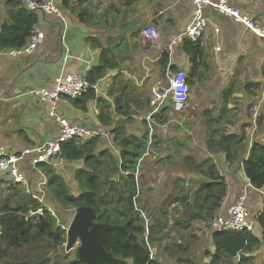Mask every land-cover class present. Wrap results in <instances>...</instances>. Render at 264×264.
<instances>
[{
	"label": "crops",
	"instance_id": "1",
	"mask_svg": "<svg viewBox=\"0 0 264 264\" xmlns=\"http://www.w3.org/2000/svg\"><path fill=\"white\" fill-rule=\"evenodd\" d=\"M6 1H0V33L2 24L9 21V12L15 15L17 11ZM56 3L63 17L32 11L36 25L45 33L34 52L14 58L0 57V146L9 154H19L53 139L58 132V123L49 115L48 104L26 93L27 90L49 87L58 75L87 74L96 66L99 50H104L114 69L108 70L95 84L99 101L93 99L84 103L82 96L61 99L57 103V113L87 128L105 129L108 137H100L101 148H113L110 128L122 117L113 112V100L120 94L110 91L111 84L119 77L128 81L132 89L127 91L135 98L132 103L135 111L130 123L125 122V128L137 137L148 132L147 151L139 158L135 172L140 191L137 206L149 210V205L153 212L165 206V215L170 207L179 206L181 211L173 225L176 232L186 231L191 226H208L211 232L201 230V236L197 237L206 243V248L204 245L201 250L206 256L210 252L209 246L214 247L212 234L215 231L211 229V220L224 214L239 196H245L248 216L254 224L252 233L259 238V243L245 253L250 256L246 264H264V232L258 222L264 204V185L255 187L244 171L245 159L264 146V39L207 5L204 12L209 24L202 37L195 41L186 38L172 51H167L169 41L191 21L194 5L190 0H56ZM231 4L264 29V0H231ZM151 26L159 33L155 43L149 42L143 33ZM192 43L201 47L196 66L190 50ZM165 51L168 63L163 66L159 60ZM176 70L185 72L190 86L186 103L177 108L170 100L168 105H161L156 110L150 103L151 87L158 81L165 83L168 74ZM100 102L112 106V121L107 126L99 122L94 110L96 107L99 111ZM255 105L258 106L257 129L252 134L249 130ZM173 113L179 116L176 124ZM227 135L237 138L226 142L231 143V151L235 153L232 162L226 160L222 151L209 150L206 143L209 137L219 143ZM163 150L168 154L164 155ZM208 159L214 162L218 175L225 180L227 192L213 216L201 220L195 213L205 215L209 202L204 196L205 191L197 199L195 195L204 185L213 182L201 172L206 166L199 168ZM81 165V162L64 161L58 169L61 173H70ZM20 167L29 177L34 174L28 157L21 160ZM148 170L150 178L145 183ZM154 171L158 172L156 176L152 175ZM61 176L65 182L67 175ZM5 182L23 188L0 172V183ZM181 195H188L185 202H181ZM162 196L164 198L158 203L157 198ZM170 196L174 200L165 203ZM153 198L156 205L148 201ZM176 232L165 236L171 234L178 244L183 242L184 247L156 249L155 259L160 264H194L191 257L196 255L189 254L190 250L186 248L189 241L179 239ZM165 240L169 241L167 237ZM199 262L207 264L202 259Z\"/></svg>",
	"mask_w": 264,
	"mask_h": 264
},
{
	"label": "trees",
	"instance_id": "2",
	"mask_svg": "<svg viewBox=\"0 0 264 264\" xmlns=\"http://www.w3.org/2000/svg\"><path fill=\"white\" fill-rule=\"evenodd\" d=\"M6 4L13 5L17 11L14 13L15 15L9 12V21L2 24L0 48L19 47L28 39L37 19L32 11L21 6L19 0H8ZM190 50L192 61L196 66L197 59L201 55V47L198 43H192ZM98 57L96 66L86 74L91 87L81 97L84 103L93 99L99 101L92 85L106 75L108 70L114 69L113 64H110L111 59L104 50H99ZM159 63L163 66L167 65L168 53L166 51L162 53ZM127 89H132L128 81H124L120 77L113 79L110 91L120 94L114 98L113 107L107 102L98 104V120L101 124L107 126L112 121L111 107L115 115L122 117L121 121H117L115 126L110 128L113 134V148H101L102 139L99 136L85 139L73 138L65 141L61 144L60 154L53 158V162L42 164L46 176V184L43 187L51 192L50 203L59 204L62 208L93 206L97 211L98 221L110 224L127 223L132 232L118 229L107 231L103 235L106 249L111 251L114 256L130 259V264H160L155 257L150 258L146 238L151 246L161 244L164 237L160 236L162 233L159 234V232L166 225V221L162 220L166 207H160L161 216L159 218H155L153 221L149 220L148 233L146 234L144 219L140 211L135 209L133 197L136 194V167L141 155L147 151L144 147H148V132L145 131L141 137H137L125 128V122L130 123L135 111L132 108L135 98ZM145 99L146 102L149 101V99ZM153 117L155 118V116ZM159 119L157 118V120ZM236 139V137L230 138L227 135L217 143L213 137H209L206 143L209 150L222 151L225 153L226 160L232 162L235 153L231 151V143L226 142ZM238 148L237 144L235 150L237 151ZM59 159L62 162H81L82 165L74 172V178L80 186L77 194H71L62 179L59 166L55 164ZM204 165L206 170H204L205 168L201 169ZM214 165V162L212 163L209 159L199 165L201 172L213 180L211 184L204 185L195 195L197 199L205 191L204 196L206 195V200L209 202L205 215L195 213L201 220H207L213 216L227 192L225 180L218 175ZM244 171L255 187L260 188L264 185V146H260L257 152H252L245 159ZM26 177L30 182L32 193L28 194L24 188L23 191L31 196L32 205L30 202L14 204L9 197L0 199V264H16L20 256L15 254V251L22 250L38 240L50 239L54 246L62 245L66 241V230L58 224L57 217L47 209V204H44V212L41 216L25 218L24 214L29 208L42 205L33 197L37 192L35 175L33 174L32 177L26 175ZM187 196H179L181 202H185ZM171 197L165 200V203H171L174 200ZM258 222L264 232V204L258 215ZM212 235L214 252L209 264H246L250 256L245 253H249L259 243V238L249 231L213 232ZM12 253L14 255H11ZM23 257L26 260V254ZM1 258H6L7 262ZM63 261L55 264H83L75 259L68 262Z\"/></svg>",
	"mask_w": 264,
	"mask_h": 264
},
{
	"label": "built area",
	"instance_id": "3",
	"mask_svg": "<svg viewBox=\"0 0 264 264\" xmlns=\"http://www.w3.org/2000/svg\"><path fill=\"white\" fill-rule=\"evenodd\" d=\"M2 1V0H0ZM22 7L29 11H40L48 15H57L63 17L61 8L56 3V0H19ZM193 5L192 18L186 27L176 34L174 38L166 45L167 51L172 49L188 38L198 40L202 37L206 27L209 24V18L204 12L205 6L209 5L214 11L223 13L232 17L235 21L242 23L245 28L255 32L264 39V29L260 28L252 18L244 13L239 7L231 4V0H190ZM146 39L155 43L159 40V33L153 26L146 28L143 31ZM45 33L35 24L30 32L26 42L19 47L0 48V57H18L31 54L42 43ZM68 57V53L65 58ZM91 87L84 72H71L64 75L55 76L52 84L49 87H33L27 90L26 93L46 102L49 106L48 113L54 117L58 123V132L53 139H48L42 142L39 146L22 151L19 154H9L3 146H0V172L7 174L13 183L22 185L28 194L32 193L30 182L25 173L20 169V162L25 157L29 158L32 169L42 175V181L37 183V192L33 195L42 205L36 208H29L24 214L26 219L39 217L44 212V197L46 190L43 187L46 184V176L43 172L42 164L53 162V158L60 154L61 144L67 140L78 138L85 139L92 136L103 137L107 135V131L103 128H87L81 124L71 122L67 118L57 113V103L59 100H71L81 97L87 89ZM95 88V84L92 85ZM190 92V86L186 79V74L182 70H176L168 74L166 82L158 81L150 90L152 99L150 103L158 110L164 103L167 95H171V100L177 108H180L186 103ZM98 113V109L94 108ZM258 117V106H253L251 117L250 132L254 134L257 129L256 119ZM62 160L59 159L55 164L59 166ZM137 195L133 197L135 209L140 211L145 223V232L148 233V217L145 212L137 206ZM53 215L51 208L47 207ZM211 229L215 232L226 231H249L252 232L254 224L249 219L248 210L245 204V196H239L226 210L224 214H218L211 220ZM62 227V226H61ZM68 226L62 228L67 230ZM146 238V237H145ZM150 258H154V252L151 244L147 241ZM239 259V256H238Z\"/></svg>",
	"mask_w": 264,
	"mask_h": 264
},
{
	"label": "rangeland",
	"instance_id": "4",
	"mask_svg": "<svg viewBox=\"0 0 264 264\" xmlns=\"http://www.w3.org/2000/svg\"><path fill=\"white\" fill-rule=\"evenodd\" d=\"M173 116H175V121L174 124L177 123V121H179V116H176V113L172 114ZM126 120V119H125ZM124 120V121H125ZM129 131V130H128ZM130 132V131H129ZM150 133H152V130H150ZM144 149H147L146 146L144 147ZM163 154H168L167 151L163 150ZM148 164V162H147ZM43 168V167H42ZM44 169V168H43ZM145 169V168H144ZM158 169V168H156ZM74 172L72 170V172L68 173H61L60 174H66V180L65 183L68 187V190L70 191L71 194H77L78 191L80 190V186L77 180H75L74 178ZM149 173L150 170L147 171L148 177L145 180V183L149 182ZM158 174L157 171H154L152 175L156 176ZM34 175H35V181L36 183H38L39 181H42L43 177L41 174H39L38 172H36L34 170ZM119 178V177H116ZM113 180L115 179L112 178ZM138 181V177L136 178ZM139 185L140 187H142V180L141 178H139ZM46 190V189H45ZM136 190H138V195H137V200L140 197V191L136 182ZM144 196H146L145 193H143ZM148 195H150V193H147ZM51 192L49 190H46L45 193V197H44V201H46L45 203L47 204V206L49 208H51L55 214V216L57 217V222L58 224H60L62 227L63 226H69V223L73 217L74 211L75 209L73 207H67V208H62L59 204H51L49 202L50 198H51ZM141 196H142V190H141ZM165 196V195H164ZM164 196L157 198L158 203L160 201H162L161 199L164 198ZM5 197H9L10 200L14 203V204H18V203H24V202H30V204L32 205V198L31 196L27 195L26 193H24L23 188H19V187H15L13 185L10 184H6V182L4 184L0 183V199H4ZM149 202H152V204L156 205V201L153 199H149ZM147 205V204H144ZM149 210H145L142 209L145 212V215L148 217V220L153 221L155 218H159V214L161 213L160 209L158 208L159 211H154L152 210V208L148 205ZM182 207V206H181ZM139 208V207H138ZM181 208L178 207H170V209H167V213L165 216L162 217L163 220L166 221V225L163 226V228L160 230L159 234L162 233L164 239L161 241V244L156 245L153 244L152 248L154 249V257H156L155 254V250H162V249H178V248H183L184 247V243H179L177 242V240L175 239L174 236H172L171 234L168 236H165L166 234H169L170 232L175 231L173 225L174 222H176L179 214H180ZM162 222V221H160ZM206 229V230H205ZM204 230V232L206 231V233L211 232L210 228L208 226H206L205 224L203 225V227L201 228H197L194 226H191L190 228H188V230L186 231H180V232H176L177 236L179 239H186L189 241V244L186 246V248L189 251V254H193L196 255L192 256L191 258L194 260V264H196V260L198 262V264H201V262H199L202 259V262H206L208 260V263L210 262L211 259V255L214 251V247H210L209 246V254L202 255V248L205 245L204 248H206V243L203 242V240H199V236H201V233H199V231ZM209 235V234H208ZM165 237H167L169 239V241L165 240ZM207 242V240H205ZM65 244L66 241L62 244V245H57L54 246V243L52 242V240L50 239H42V240H38L36 241L34 244L25 247L22 250H16L15 254H19V260L16 262V264H55L58 262H61L62 260H64L63 262H68L70 260L74 259V250H70L69 252L66 251L65 249ZM26 254V260L25 257H23V255ZM11 255H14V253H12ZM10 255V256H11ZM190 257V256H188ZM3 258V257H2ZM1 258V259H2ZM24 258V259H23ZM165 259V258H164ZM3 261H6L5 259H2ZM129 262H131L130 259H128ZM207 263V264H208ZM164 264H169V263H164ZM227 264V263H225ZM230 264V263H229Z\"/></svg>",
	"mask_w": 264,
	"mask_h": 264
},
{
	"label": "water",
	"instance_id": "5",
	"mask_svg": "<svg viewBox=\"0 0 264 264\" xmlns=\"http://www.w3.org/2000/svg\"><path fill=\"white\" fill-rule=\"evenodd\" d=\"M168 95L162 104L170 103ZM73 217L66 230L67 252L74 250V259L83 264H130L128 259L119 258L108 251L103 243V235L110 230L124 229L132 232L125 224H110L97 220L95 207L84 205L74 208Z\"/></svg>",
	"mask_w": 264,
	"mask_h": 264
}]
</instances>
